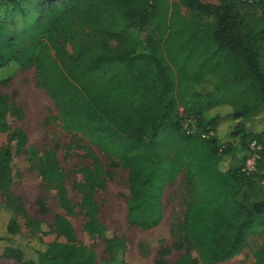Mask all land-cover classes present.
<instances>
[{"label":"trees","instance_id":"trees-1","mask_svg":"<svg viewBox=\"0 0 264 264\" xmlns=\"http://www.w3.org/2000/svg\"><path fill=\"white\" fill-rule=\"evenodd\" d=\"M179 3L193 17H213L215 23L198 29L167 0H46L37 6L39 19L23 30L0 12V86L20 70L34 69L37 85L57 109L60 128L86 136L127 171L130 226L157 227L165 186L182 174L189 201L179 230L184 254L174 264L189 263L191 251L202 264H219L238 254L254 233L264 238V198L251 205L239 199L240 191L252 186L250 174L242 168L221 170L230 150L219 153L216 139L186 135L182 122L191 119L201 132L213 133L220 126V108H227L229 138L241 146L257 142V164L264 165V133L246 128L264 119V19L253 14L264 0ZM69 21L79 25L77 40L66 35ZM60 34L75 47L73 54L62 48ZM111 41L116 47L109 49ZM12 110L0 95V134L9 131ZM13 135L16 149H23L26 136ZM11 161L10 150L0 149V193L6 196L0 204L6 218L0 224V258L19 264H97L91 250L74 243L73 228L63 217L54 219V233L65 242L46 243L21 232L18 219L24 210L9 193ZM37 163L40 178L55 188L59 208L72 214L54 153ZM79 173L82 229L103 237L107 231L96 218L94 201L104 185L102 167L94 163ZM28 225L52 231L32 220ZM106 244L108 259L101 264H124L123 242L113 237ZM253 257L255 264L264 263V239Z\"/></svg>","mask_w":264,"mask_h":264},{"label":"rangeland","instance_id":"rangeland-1","mask_svg":"<svg viewBox=\"0 0 264 264\" xmlns=\"http://www.w3.org/2000/svg\"><path fill=\"white\" fill-rule=\"evenodd\" d=\"M44 1L46 0H0L1 16L8 23L15 24L18 30L26 29L39 19L35 12L37 6ZM167 2L170 9L176 6L181 16L193 19L198 29L206 30L215 23L213 17H193L189 10L180 5L179 0H167ZM200 2L206 5H217L219 0H200ZM253 14L257 18L264 19V6L254 9ZM67 28V36H72L75 40L81 37L78 34V24L69 21ZM66 35L60 34L58 40L68 54H73L75 47L64 42ZM141 35L144 36V33L141 32ZM108 46L109 49L115 48L116 42L111 41ZM0 95L13 108L7 119L9 131L0 134V149H9L12 155L13 184L9 193L19 201L24 210V214L19 216L18 223L25 236L35 235L46 243L65 242L62 238L57 239L54 233V219L60 216L72 226L74 243L91 250L97 264L108 259L106 241L113 237L124 244L122 254L124 264H156L160 259H163L166 264H174L184 254V250L179 248L182 243L179 230L189 196L182 174L165 186L161 200L163 216L159 225L148 231L130 226L126 213L129 197L127 171L114 157L100 150L86 136L60 128L57 109L37 85L34 69L20 70L12 82L6 86H0ZM220 109H218L220 110V126L211 134L210 139L214 138L218 142L219 153L221 149L230 150V153L222 158L221 170L242 168L246 174H250L252 186L244 187L240 191L239 199H242L246 205H251L264 198L262 192L264 182L261 179L264 174V165L257 164L260 158L258 153L260 146L255 141H249L241 146L229 138L232 121L226 116L227 108ZM186 122L195 124L192 120L185 119L182 124L185 125ZM246 128L249 132L264 133L263 116L248 122ZM18 131L22 132L27 139L26 146L21 150L16 149L13 135ZM254 142L258 149H253ZM47 152L54 153L59 167L65 174L67 197L74 205L72 214H66L59 208L54 186L42 180L38 174L37 158ZM168 152V155L172 156L173 151ZM94 163H98L104 173L103 188L97 190L94 196L97 205L96 218L107 231L103 237L91 236L83 231L82 225L86 216L78 206L81 194L76 186L82 182L79 171L81 168H91ZM248 163L250 165L253 163L250 170L247 169ZM5 198L6 196L0 193V204ZM5 220V216L1 213L0 224L4 225ZM28 220L43 223L51 227L52 231H48L46 227L43 230H33L29 227ZM263 239L260 234L254 233L247 239L246 245L238 254L219 264H255L254 252L261 246ZM0 264L19 263L13 258L2 257ZM187 264L202 263L197 254L191 251Z\"/></svg>","mask_w":264,"mask_h":264},{"label":"built area","instance_id":"built-area-1","mask_svg":"<svg viewBox=\"0 0 264 264\" xmlns=\"http://www.w3.org/2000/svg\"><path fill=\"white\" fill-rule=\"evenodd\" d=\"M241 2L247 4V5H252L255 3L256 0H240ZM185 120H191V119H185ZM193 121V120H192ZM194 122V121H193ZM195 123V122H194ZM195 125V126H194ZM182 130L183 132H185L186 135H199V137L202 139V140H208L210 139L211 137V134L212 133H209V134H206L204 132H201L197 127H196V123L193 124H188L187 122L185 123V125L182 124ZM253 149H258V146H256L255 142L253 143ZM253 163H251V165L248 163V167L247 169L250 170L251 166H252ZM247 170V171H248Z\"/></svg>","mask_w":264,"mask_h":264}]
</instances>
